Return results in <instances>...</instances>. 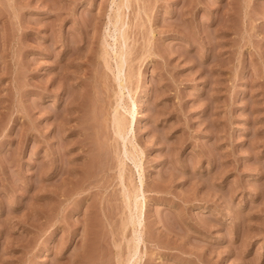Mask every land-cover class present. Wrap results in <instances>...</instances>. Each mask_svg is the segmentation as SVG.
<instances>
[{
    "label": "rangeland",
    "instance_id": "rangeland-1",
    "mask_svg": "<svg viewBox=\"0 0 264 264\" xmlns=\"http://www.w3.org/2000/svg\"><path fill=\"white\" fill-rule=\"evenodd\" d=\"M131 262L264 264V0H0V264Z\"/></svg>",
    "mask_w": 264,
    "mask_h": 264
},
{
    "label": "bare ground",
    "instance_id": "bare-ground-1",
    "mask_svg": "<svg viewBox=\"0 0 264 264\" xmlns=\"http://www.w3.org/2000/svg\"><path fill=\"white\" fill-rule=\"evenodd\" d=\"M127 2H128V1H127ZM122 3H123V2H122ZM120 4H121V3H120ZM120 4H119V5H120ZM119 5H118V9L121 8V5H120V7H119ZM122 5H123V4H122ZM126 7H127V6H126ZM121 9H122V8H121ZM121 9H120V10H121ZM116 12H117V10H116ZM117 13H118V12H117ZM117 13H116V14H117ZM117 15H118V14H117ZM117 15H116V16H117ZM118 16H119V15H118ZM120 16H121V14H120ZM120 16H119V17H120ZM121 17H122V16H121ZM115 18H116V17H115ZM117 20H118V19H117ZM121 20H123V19H121ZM121 20H120V21H121ZM120 21H119V22H120ZM117 23H118V22H117ZM122 23H123V22H122ZM122 23H119V26H121V25L123 26ZM114 24H115V22H114ZM114 24H113V25H114ZM120 24H121V25H120ZM117 26H118V25H117ZM117 26H116V27H117ZM119 26H118V28H120ZM118 28H115V29H118ZM120 29H121V28H120ZM120 29H119V31H121ZM117 31H118V30H117ZM119 31H118V32H119ZM122 31H123V30H122ZM122 31H121V33H123ZM121 33H120V34H121ZM124 34H125V32H124ZM124 34H123V35L121 34L122 37L119 35V39L121 38V39H123V40L126 42V40H127L126 38H127V37H126V34H125V35H124ZM119 39H118V42H119V44H120L121 41H119ZM123 40H122V41H123ZM124 41H123V42H124ZM123 42H122V43H123ZM125 42H124V43H125ZM122 43H121L120 46H122ZM122 48H124V47H122ZM121 50H122V49H121ZM121 50H119V51H121ZM122 52H124V50H123ZM119 53H121V52H119ZM116 54H117V53H116ZM116 54H115V55H116ZM124 54H125V53H123L122 55H124ZM117 55H120V56H121V54H117ZM117 55H116V56H117ZM116 56H115V57H116ZM118 57H119V56H118ZM118 57H117V58H118ZM125 57H126V54H125ZM120 59H121V58H120ZM121 60H122L121 62L119 61V62H120V63H119L120 65L118 64V65H119V66H118V67H119L118 69L120 70V71H119L120 73H121V70H122L123 67H124V60H125V58H124V60H123V59H121ZM125 61H126V60H125ZM126 63H127V62H126ZM125 66H126V65H125ZM122 73H123V72H122ZM122 73H121V75H122ZM121 79H122V78H121ZM123 80H124V79H123ZM125 81H126V79H125ZM124 87H125V86H124ZM121 100H122V99H121ZM116 110H117V109H116ZM127 112H128V111H127ZM130 112H131V111H130ZM130 112H129V113H130ZM117 115H118V114H117ZM115 116H116V115H115ZM119 116L122 117L123 115H122V114H119V115H118L116 118H114V120H113V121H115L114 123H116V126H117V128H116V126L114 125L115 128L118 129L117 135H119L118 133H120V134H125L124 136H127V135H126V133H127V129H126V126H125L126 124L124 123V121H122V118H123V117L121 118V117H119ZM123 120H124V119H123ZM128 128H129V127H128ZM128 130H130V129H128ZM116 131H117V130H116ZM122 136H123V135H122ZM122 136H121V138H122ZM119 138H120V135H119ZM125 138H126V137H125ZM123 139H124V138H123ZM123 139H122V140H123ZM124 140H125V139H124ZM131 153H132V152H131ZM131 153H128V154H131ZM135 153H136V151H135ZM135 153H133V154H135ZM133 154H132V155H133ZM126 155H127V154H126ZM135 158H138V155L135 156ZM125 159H126V158H125ZM133 159H134V157H133ZM139 191H141V190H139ZM139 191H138V192H139ZM132 192L134 193V191H132V190H131L130 192L127 191V194H126V195H129V197H130V196H132V195H130V194H128V193H132ZM138 192H135L134 194H136V193H138ZM138 194H139V193H138ZM138 194H137V195H138ZM135 196H136V195H135ZM129 197L127 196V199H128ZM130 198H131V197H130ZM137 198H138V197H137ZM131 199H132V198H131ZM131 199H130V200H131ZM128 200H129V199H128ZM135 200H136V199H135ZM138 200H139V199H138ZM129 202H130V201H129ZM131 202H132V201H131ZM131 202H130V204H132L134 201H133L132 203H131ZM138 203H139V201H138ZM133 204H134V203H133ZM139 204H140V203H139ZM141 205H142V204H141ZM129 206H131V205H129ZM132 209H133V208H132ZM132 209H131L130 211H132ZM136 209H137L138 217H139V216L141 217L142 207H141L140 205L136 204V206H135V210H136ZM132 212H133V211H132ZM135 213H136V211H135ZM135 213H134V215L137 217V215H136ZM132 214H133V213H132ZM135 216H134V218H135ZM132 217H133V216H132ZM140 217H139V218H140ZM134 218H133V220H134ZM136 219H137V218H136ZM136 219H135V220H136ZM135 220H134V221H135ZM137 222H138V221H137ZM134 224L136 225V223H134ZM134 224H133V226H135ZM130 226H131V225H130ZM136 227H137V226H136ZM136 227H135V228H136ZM134 231H135V230H134ZM136 242H137V241H136ZM138 242H139V240H138ZM138 242H137V243H138ZM129 243H130V242H129ZM129 243H128V244H129ZM137 243H136V244H137ZM131 245H132V244H131ZM134 245H135V244H134ZM134 248H135V250H134ZM132 250H134V251H133V252H134V256H136L135 254L137 253V245H135V247L133 246V249H132ZM133 252H131V254H132ZM130 257H131V256H130ZM127 258H128V257H127ZM131 258H133V257H131ZM137 259H138V258H137ZM132 260H133V259H132ZM135 261H136V260H135ZM132 262H133V261H132ZM132 262H131V264H132ZM136 264H137V262H136Z\"/></svg>",
    "mask_w": 264,
    "mask_h": 264
}]
</instances>
